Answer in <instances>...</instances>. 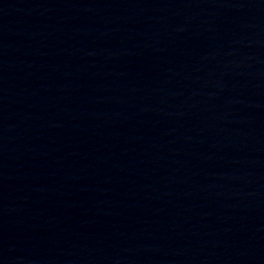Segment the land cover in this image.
Segmentation results:
<instances>
[{"label": "water", "instance_id": "95a60500", "mask_svg": "<svg viewBox=\"0 0 264 264\" xmlns=\"http://www.w3.org/2000/svg\"><path fill=\"white\" fill-rule=\"evenodd\" d=\"M0 264H264V0H0Z\"/></svg>", "mask_w": 264, "mask_h": 264}]
</instances>
